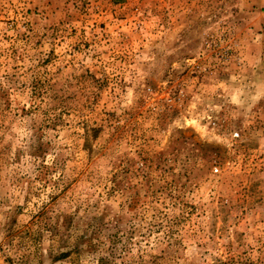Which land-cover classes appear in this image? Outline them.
<instances>
[{"label":"clouds","instance_id":"9594fccd","mask_svg":"<svg viewBox=\"0 0 264 264\" xmlns=\"http://www.w3.org/2000/svg\"><path fill=\"white\" fill-rule=\"evenodd\" d=\"M230 258L264 264V0H0V264Z\"/></svg>","mask_w":264,"mask_h":264},{"label":"rangeland","instance_id":"374dc122","mask_svg":"<svg viewBox=\"0 0 264 264\" xmlns=\"http://www.w3.org/2000/svg\"><path fill=\"white\" fill-rule=\"evenodd\" d=\"M113 2L114 3H122L123 0H113ZM119 19L123 20V19H125V17L121 16V17H119ZM105 26L106 25L103 22L100 23L101 28H103ZM152 35L155 36L156 33H152ZM87 46L88 45H85V47H87ZM176 123H177V125H179L180 121L177 120ZM183 123L185 125L194 127L195 130L198 131L201 135H205L207 133V130L204 128V126L199 121H197L195 118L186 119L183 121ZM217 139H223V137L217 136ZM191 215L194 218L195 212L193 211V213ZM233 262H234V258H230L228 261H221L220 264H233Z\"/></svg>","mask_w":264,"mask_h":264}]
</instances>
